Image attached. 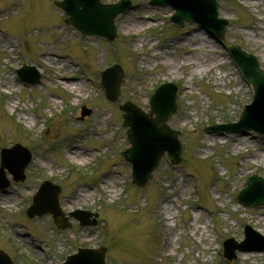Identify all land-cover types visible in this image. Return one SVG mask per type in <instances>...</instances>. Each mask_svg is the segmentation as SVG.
<instances>
[{"label":"rangeland","instance_id":"1","mask_svg":"<svg viewBox=\"0 0 264 264\" xmlns=\"http://www.w3.org/2000/svg\"><path fill=\"white\" fill-rule=\"evenodd\" d=\"M132 1L109 42L66 24L55 0H0V162L1 150L15 143L32 153L23 181L5 169L11 184L0 192V249L15 264H60L80 246L99 245L108 248L109 264H264V251H239L234 260L223 255L224 240H243L246 224L264 235V206H244L236 197L248 175L264 176V136L205 130L237 121L253 99L229 48L239 44L264 68V0H221L219 12L229 20L222 41L196 23L175 27L171 7ZM113 63L126 75L115 102L99 80ZM23 64L41 72L39 84L20 80ZM61 74L76 75L80 86H66ZM166 81L179 84L169 124L181 131L183 160L174 165L165 155L138 188L121 154L130 143L120 105L131 100L148 111L154 89ZM83 106L91 113L81 119ZM247 132L256 137L242 147L226 138ZM74 145L80 154L71 153ZM44 180L62 187L65 213H98L97 226L71 218L60 229L50 214L28 218Z\"/></svg>","mask_w":264,"mask_h":264},{"label":"water","instance_id":"2","mask_svg":"<svg viewBox=\"0 0 264 264\" xmlns=\"http://www.w3.org/2000/svg\"><path fill=\"white\" fill-rule=\"evenodd\" d=\"M218 0H152L153 3L165 6L170 5L176 11L171 20L177 26H184L186 22H198L210 33L223 38L227 29L226 19L219 17L220 4ZM66 14L68 23L80 29L84 35L96 34L113 40L116 36L115 16L131 8L130 0H121L116 4H101L100 0H63L56 1ZM83 5V8H80ZM231 52L242 73L254 87V100L251 102L241 119L235 123L220 124L208 127L211 131H241L254 129L264 134V70L260 67L256 56L245 52L239 46L233 45ZM20 77L28 83L36 84L41 74L33 66H24L18 70ZM124 71L120 65L106 68L102 72V85L110 100L120 96V87L124 81ZM177 86L174 83H165L157 89L152 97L151 112L145 113L133 103L127 101L121 106L126 111L124 115L125 127L131 146L123 151L125 158L132 164L133 181L138 186H145L152 178L153 171L158 167L160 158L168 151L172 163L182 161V144L178 137L179 131L170 128L167 121L177 111ZM84 109L82 117L89 114ZM156 114L155 117L153 115ZM5 153H22L20 164L14 165L6 162ZM30 152L20 146L14 145L12 149L3 150V162L0 168V177H3V168L8 167L15 175L16 180L24 179V169L31 161ZM4 180V179H3ZM0 181V190L6 189L9 181ZM247 187L239 194V199L250 205H264V178L253 175L248 180ZM61 189L51 182H44L39 193L34 196V203L28 209L30 217L43 215L46 212L53 214L59 226L66 227L64 213L59 205L58 196ZM49 197L47 203H42ZM85 214V215H83ZM71 216L81 220V225L97 224V219H89V212L77 210ZM97 216V215H95ZM246 240L238 243L233 238L225 242V253L230 259L236 257V249H264V237L251 226H246ZM107 248H79L78 253L67 257L62 264H108L106 261ZM0 264H14L4 252L0 251Z\"/></svg>","mask_w":264,"mask_h":264},{"label":"bare ground","instance_id":"3","mask_svg":"<svg viewBox=\"0 0 264 264\" xmlns=\"http://www.w3.org/2000/svg\"><path fill=\"white\" fill-rule=\"evenodd\" d=\"M132 24L134 25H140L139 22L134 18L132 20ZM61 55H56L55 59L59 60L58 64L63 67L65 62L61 60ZM61 79L62 81L64 80L65 81V85L67 86L68 83L72 82L73 84H71V88H77L79 87L80 85H78L77 83H75L73 80L77 79V76L74 75V74H61ZM248 133V132H247ZM235 133V134H232V135H226V138L229 140H232L235 144V148H238V147H242L244 144L248 143V139L247 138H255L256 136H254L253 134L251 133ZM80 152H82V150H79L77 148V145H74L71 147V153L72 154H80ZM85 154V152L83 153ZM80 198L76 199L77 201L79 200ZM7 205H11L12 203V198H10L9 196L6 197V201L4 202Z\"/></svg>","mask_w":264,"mask_h":264}]
</instances>
